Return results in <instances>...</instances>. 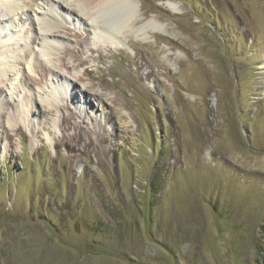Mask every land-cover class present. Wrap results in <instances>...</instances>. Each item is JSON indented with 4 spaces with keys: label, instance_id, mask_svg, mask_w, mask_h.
Masks as SVG:
<instances>
[{
    "label": "rangeland",
    "instance_id": "obj_1",
    "mask_svg": "<svg viewBox=\"0 0 264 264\" xmlns=\"http://www.w3.org/2000/svg\"><path fill=\"white\" fill-rule=\"evenodd\" d=\"M36 1L0 0V264H264V0H135L127 49Z\"/></svg>",
    "mask_w": 264,
    "mask_h": 264
},
{
    "label": "bare ground",
    "instance_id": "obj_2",
    "mask_svg": "<svg viewBox=\"0 0 264 264\" xmlns=\"http://www.w3.org/2000/svg\"><path fill=\"white\" fill-rule=\"evenodd\" d=\"M38 1V0H37ZM36 3H33V11L37 12L35 9ZM72 1V0H71ZM78 2V11L81 13L84 17L91 19L93 22L96 24L99 23V31H97V27L94 25L91 29V32L94 33L95 36H97L98 39L102 42V44H106L107 47H112V48H117V49H127L128 46H126V43L123 40L122 33L125 32L128 28H131L132 26H135L136 24L138 25V14L136 12L135 8V0H75ZM65 4L68 6H71L69 0H63ZM4 5L10 10V11H16L18 10V6L15 3H7L5 1ZM19 5V4H18ZM31 4H29L30 6ZM77 5V4H76ZM1 6V5H0ZM32 7V5H31ZM38 8V6L36 7ZM170 8L173 9L174 11L176 10V6L173 4H170ZM70 9V8H69ZM1 12H4L2 10ZM0 12V13H1ZM39 14H41L39 12ZM47 15V14H46ZM44 18L41 19V21L38 23L37 26L41 25L42 27L39 29L40 33H37L35 36H31V40L33 44H37L41 46L43 49V52L46 55H49L54 49H56L49 40L55 41L60 38V34L58 31L53 30L55 29V24L52 21L46 20V16H43ZM43 20V22H42ZM37 24V23H36ZM147 31L149 33H160V34H165V30L160 24H154L153 22L146 23ZM1 29V28H0ZM146 29V28H145ZM36 32V28H35ZM50 32V34H48ZM7 35H11L13 37L14 32L10 31L9 29L7 30L5 37ZM49 35V36H48ZM2 34L0 33V37ZM49 39V40H48ZM31 42V43H32ZM73 50H67L66 54L67 56L73 54ZM44 54V55H45ZM26 58H32V54L26 53ZM10 58H16L15 54H10L9 50L2 51L0 50V82L4 83L5 86H9L8 81L11 80L14 82L20 77V70L15 69L16 73L13 74V78L9 79L10 74H8V71H10L5 64V60ZM18 60V59H17ZM15 66H19L20 62L13 61ZM16 62V63H15ZM85 63L84 60L81 61V64ZM80 64V65H81ZM28 69L31 72V68L29 64L27 65ZM67 67V65H65ZM43 72H46V74L50 75H56L58 76V73H56L54 70L51 68L46 67ZM21 79V77H20ZM32 81H37L36 79L31 78ZM38 82V81H37ZM36 82V83H37ZM26 83V81H25ZM13 83L10 84L9 88L11 91ZM6 93L5 89L0 87V118L1 122H6L8 125V128L12 126V124L17 125L19 122H15V116L16 112H18V109L15 108V105H13L9 100L4 96ZM15 93V92H14ZM51 104L48 103V107H52Z\"/></svg>",
    "mask_w": 264,
    "mask_h": 264
}]
</instances>
